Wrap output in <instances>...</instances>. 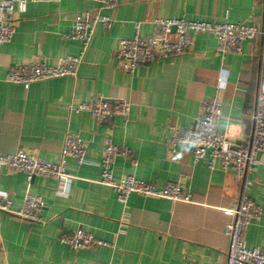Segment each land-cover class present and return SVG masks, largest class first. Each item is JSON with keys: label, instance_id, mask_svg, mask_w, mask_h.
I'll list each match as a JSON object with an SVG mask.
<instances>
[{"label": "crops", "instance_id": "1", "mask_svg": "<svg viewBox=\"0 0 264 264\" xmlns=\"http://www.w3.org/2000/svg\"><path fill=\"white\" fill-rule=\"evenodd\" d=\"M100 9L95 0H27L12 41L0 45V155L24 150L57 163L69 133L86 146L82 164L66 162L74 177L67 196L58 194L54 178L34 177L31 193L46 200L43 223L0 212V264H227L225 226L231 218L226 211L238 206L242 181L232 170L210 169L207 160L194 162L190 150L168 145L167 138L171 127H194L222 78L219 129L238 145L248 142L264 78L263 41H245L241 55H222L215 37L201 34L191 53L133 73L118 70L113 53L120 40L135 36L136 24L142 38L157 34L156 20H228L261 27L263 0H118L103 12L112 18V29L97 27L77 77L40 81L28 89L7 82L13 66L30 60L56 65L78 55L81 43L67 38L73 21ZM95 96L127 100L129 117L98 124L90 113L73 110ZM108 142L129 152L116 160V180L132 175L159 189L179 182L192 202L133 194L126 205L120 203L112 188L99 184ZM252 179L251 195L263 215L249 225L245 238L249 247L264 250V170ZM27 190L24 174L2 170L0 192L9 194L14 209L23 205ZM79 229L110 246L74 250L60 242Z\"/></svg>", "mask_w": 264, "mask_h": 264}, {"label": "built area", "instance_id": "2", "mask_svg": "<svg viewBox=\"0 0 264 264\" xmlns=\"http://www.w3.org/2000/svg\"><path fill=\"white\" fill-rule=\"evenodd\" d=\"M101 9L95 12L78 14L73 21L71 33L67 38L77 40L82 49L78 55L68 56L56 65H49L41 60H30L13 66L8 74L7 82L21 85L28 89L32 84L64 77H77L85 54L92 42L99 25L109 31L113 20L103 13L113 9L118 0H95ZM264 7V0H263ZM27 9V0H3L0 3V45L9 44L17 32L18 16ZM159 31L157 34L142 38L139 34L140 25L136 24V33L132 39L120 40L113 55L118 70L133 73L140 66L167 60L172 57L191 53L195 48L196 37L201 34L213 35L217 43V51L222 55H241L243 43L261 39L264 44V12L261 27L244 23H231L228 20L210 23L201 20L185 19L156 20ZM264 53V50H263ZM218 94L222 88V78L218 80ZM203 102L200 116L194 127L184 130L179 126L170 128L167 144L172 147H183L190 150L194 162L207 160L210 169L232 170L242 181L243 187L238 206L226 211L231 218L225 226V234L229 240L227 264H264V250L260 247H249L245 231L253 221L262 219V208L251 195L254 186L252 176L262 168L264 170V78H261L255 112L253 115V133L247 143L238 145L227 132L219 129L223 116V106L218 97ZM131 104L123 98H104L95 96L89 102L80 104L73 110L76 113L88 112L98 123H107L116 117L128 118ZM129 152L114 142H108L101 161V178L99 184L112 188L118 201L127 204L129 197L137 194L143 197L168 199L173 202L191 203L192 197L185 192L179 182H169L162 189L154 184L125 176L115 179L114 167L118 157L128 158ZM86 157L84 142L69 133L61 151V161L54 163L38 158L24 150L13 155H0V173L8 170L26 176L28 190L23 205L14 209L9 194L0 192V212L12 215L32 223H43L41 214L46 207V200L41 195L31 193L32 181L36 176L54 178L58 181V194L67 196L74 177L66 170L68 159L82 164ZM220 164V166H218ZM128 212L123 222L127 224ZM60 242L74 250L94 249L110 246V243L97 239L92 233L79 229L72 234L62 235ZM186 264H201L190 261Z\"/></svg>", "mask_w": 264, "mask_h": 264}]
</instances>
